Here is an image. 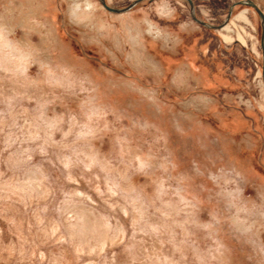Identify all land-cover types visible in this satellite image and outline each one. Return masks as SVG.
<instances>
[{
  "label": "rangeland",
  "instance_id": "rangeland-1",
  "mask_svg": "<svg viewBox=\"0 0 264 264\" xmlns=\"http://www.w3.org/2000/svg\"><path fill=\"white\" fill-rule=\"evenodd\" d=\"M260 33L244 5L0 0V264H264Z\"/></svg>",
  "mask_w": 264,
  "mask_h": 264
},
{
  "label": "water",
  "instance_id": "water-1",
  "mask_svg": "<svg viewBox=\"0 0 264 264\" xmlns=\"http://www.w3.org/2000/svg\"><path fill=\"white\" fill-rule=\"evenodd\" d=\"M101 6L106 9L109 12L112 13H123L129 11L131 8H133L139 1L141 0H133L130 2L127 6L123 8H114L106 4L105 0H98ZM187 3L189 4V16L190 18L196 22L197 24L208 28V29H214V30H219L223 28L229 21V18L231 16L232 10L236 5H244L247 7H250L254 10V12L257 14L259 21H260V27H261V33H260V51H261V81L264 87V13L260 10V8L253 3L251 0H240L238 2L232 3L227 11V14L224 18V20L218 24V25H212L209 24L208 22L202 21L196 17L195 14V9H194V4L192 0H186Z\"/></svg>",
  "mask_w": 264,
  "mask_h": 264
},
{
  "label": "flooded vegetation",
  "instance_id": "flooded-vegetation-1",
  "mask_svg": "<svg viewBox=\"0 0 264 264\" xmlns=\"http://www.w3.org/2000/svg\"><path fill=\"white\" fill-rule=\"evenodd\" d=\"M231 2L228 4V8H229V6L232 4V3H235V2H238V1H240V0H230ZM252 1V0H251ZM223 2H225V0H223ZM253 2V1H252Z\"/></svg>",
  "mask_w": 264,
  "mask_h": 264
},
{
  "label": "trees",
  "instance_id": "trees-1",
  "mask_svg": "<svg viewBox=\"0 0 264 264\" xmlns=\"http://www.w3.org/2000/svg\"><path fill=\"white\" fill-rule=\"evenodd\" d=\"M226 8H228V5H227V7Z\"/></svg>",
  "mask_w": 264,
  "mask_h": 264
},
{
  "label": "bare ground",
  "instance_id": "bare-ground-1",
  "mask_svg": "<svg viewBox=\"0 0 264 264\" xmlns=\"http://www.w3.org/2000/svg\"><path fill=\"white\" fill-rule=\"evenodd\" d=\"M254 3V2H253Z\"/></svg>",
  "mask_w": 264,
  "mask_h": 264
}]
</instances>
